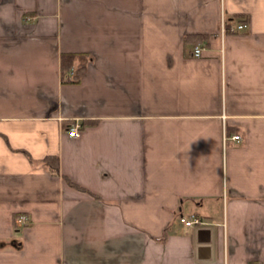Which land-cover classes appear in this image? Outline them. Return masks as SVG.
<instances>
[{
	"label": "crops",
	"instance_id": "crops-1",
	"mask_svg": "<svg viewBox=\"0 0 264 264\" xmlns=\"http://www.w3.org/2000/svg\"><path fill=\"white\" fill-rule=\"evenodd\" d=\"M0 264H264V0H0Z\"/></svg>",
	"mask_w": 264,
	"mask_h": 264
},
{
	"label": "trees",
	"instance_id": "trees-1",
	"mask_svg": "<svg viewBox=\"0 0 264 264\" xmlns=\"http://www.w3.org/2000/svg\"><path fill=\"white\" fill-rule=\"evenodd\" d=\"M90 61L91 58L86 54H62L60 56L62 83L72 85L79 84L86 74L87 65ZM71 71H73V74L69 75L68 73Z\"/></svg>",
	"mask_w": 264,
	"mask_h": 264
},
{
	"label": "built area",
	"instance_id": "built-area-1",
	"mask_svg": "<svg viewBox=\"0 0 264 264\" xmlns=\"http://www.w3.org/2000/svg\"><path fill=\"white\" fill-rule=\"evenodd\" d=\"M246 28V24L244 23H240L237 25V27L235 28L236 30H244ZM204 50L205 48L202 45H197L194 47L193 52H192V56L194 58H200L204 55ZM69 75L73 74V71H71L70 73H68ZM68 135L72 138H76L79 137L80 135V126L79 124H75L74 126H72L68 132ZM233 141H237L239 142L241 140V137L239 135H234L230 138ZM228 141V138L226 137V135L224 134V144ZM181 221L183 223H187L189 226H203V222L201 221V219L196 216L193 215L190 218H182ZM15 224L17 226H25L28 224V217L24 214L19 215L16 219H15Z\"/></svg>",
	"mask_w": 264,
	"mask_h": 264
},
{
	"label": "water",
	"instance_id": "water-1",
	"mask_svg": "<svg viewBox=\"0 0 264 264\" xmlns=\"http://www.w3.org/2000/svg\"><path fill=\"white\" fill-rule=\"evenodd\" d=\"M210 233L208 230H200L199 238L201 243L209 242Z\"/></svg>",
	"mask_w": 264,
	"mask_h": 264
}]
</instances>
